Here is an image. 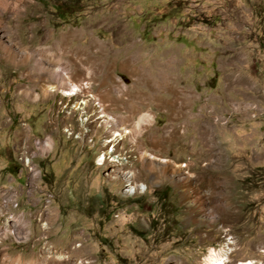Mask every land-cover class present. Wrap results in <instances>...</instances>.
Listing matches in <instances>:
<instances>
[{"label":"rangeland","instance_id":"obj_1","mask_svg":"<svg viewBox=\"0 0 264 264\" xmlns=\"http://www.w3.org/2000/svg\"><path fill=\"white\" fill-rule=\"evenodd\" d=\"M192 1L22 0L16 12L0 10V264H203L225 244L223 264H264V0ZM164 11L161 22L179 26L195 13L224 14L209 23L235 27L239 41L225 55L244 57L227 68L237 93L222 94L214 64L200 63L221 47L216 38L207 49L173 41L189 84L211 74L217 95L182 96L171 122L168 107L151 101L140 109L155 123L131 131L125 106L104 110L109 121L95 114L97 95L62 93V67L84 42L54 50L62 35L109 25L97 34L133 40L141 58L153 43L155 55L161 47L141 28ZM116 76L114 93L125 99L131 82ZM110 129L127 133L112 138Z\"/></svg>","mask_w":264,"mask_h":264},{"label":"crops","instance_id":"obj_2","mask_svg":"<svg viewBox=\"0 0 264 264\" xmlns=\"http://www.w3.org/2000/svg\"><path fill=\"white\" fill-rule=\"evenodd\" d=\"M189 1L194 3L192 0ZM166 15H168V12L165 11L158 14L156 22L141 28L144 33H147L148 38L154 40L156 45L161 47V51L157 49L155 55L152 53L154 47L156 48L153 43L150 44L146 56L141 58L133 40L130 43H120L116 33L110 34L108 38L97 34V32L104 31L108 33L113 30V27L109 25L106 26L105 30L98 28L92 31L93 33L82 31L81 34H74L68 32L61 37V47L58 44L53 45L54 50H64L67 49L64 42L77 39L76 37L79 40H84L83 45L78 49V57L71 60V64L67 65V70L62 67L63 72L67 74H65L66 81L78 84L81 88L80 92L87 91L92 93L93 96L99 95L103 103L102 108L109 110L110 114H113L118 106H125V124L131 131L148 129L155 123L158 115L155 116L149 109L146 113L150 112L151 114L143 113V109H140L144 108V106L149 108V103L153 102L154 104H152H156V106H167L170 115H163V117H168L167 121L171 122V119L176 117L174 109L180 108V105H182L180 101L182 96L184 98L187 95L189 99H205L213 98L214 95H217L213 94V92L211 93L215 89V82H211V74H202L198 78L197 74H195L196 79L192 84H189L190 77L193 74L191 75V72L184 68L182 59L175 54L176 49L173 41L184 39L200 48L207 49L208 47L210 48L209 44L213 42V38H216L221 47L211 50L209 58L200 60V63L209 62L214 64V71L220 74L219 81L222 82L223 86V90H220L222 94L226 93L228 96V90L232 93H237L236 89L239 85V79L238 77L235 78L236 73L233 72L231 74L234 77H229L227 68L232 67L235 64L234 61L242 63L244 57L241 54H235L234 57H228L225 54L229 50L230 44H233L232 42L239 41V37L236 34L235 27L233 29L226 28L225 32H223L222 28L209 23L213 16L224 17V14L214 11L195 13L196 16L190 17L189 23L183 26H179V23L175 24V21H170V25H165L166 23L163 21L162 23L161 20ZM232 24L234 26V23L228 25ZM227 31L233 32L231 35L233 40H221L224 36H230V34L227 35ZM168 33L174 36L170 38V41H162L161 37ZM121 52H124L126 59L117 64V55ZM117 73L124 75L131 82V90L126 91L128 95L125 99L116 96L114 93L117 90L115 83ZM65 86L66 82H61V84L59 82L57 87ZM160 100L169 101L161 103ZM99 105L100 102L95 103V107L99 108ZM158 113L160 112L158 111ZM145 115H150L152 121L150 120L146 125H144V122L137 124L138 119ZM168 128L171 131V127L169 126ZM163 131L161 136L165 137Z\"/></svg>","mask_w":264,"mask_h":264},{"label":"bare ground","instance_id":"obj_3","mask_svg":"<svg viewBox=\"0 0 264 264\" xmlns=\"http://www.w3.org/2000/svg\"><path fill=\"white\" fill-rule=\"evenodd\" d=\"M20 2L22 3V0H0V10H1L2 13L7 12L9 10L12 13L13 12H16V10L19 8ZM2 25H3V22L0 19V29L2 28ZM6 33L9 34V31H7ZM2 36H5L6 37V35L3 34V35H0V38ZM5 53L8 54V55H10L11 57H13L12 54H11V48L6 49L5 50ZM39 54H40V56L43 57L47 53L46 52H44V53L41 52ZM67 85H68V89H66V90L62 89V93H64V95L68 96L69 98L71 96L76 95L79 92V90L81 89L79 85H77L75 83H71L68 80H67ZM94 98H95L96 102L97 101L98 102L101 101L99 95L95 96ZM101 103H102V101H101ZM102 106L103 105L101 104V107ZM95 114L99 115L101 118H107V119H109V121L110 120L111 121H115L114 118L110 114H108L107 112H105L103 108H101L100 111H97V112L95 111ZM150 120H151V116L150 115L149 116H142V117L139 118V120H138L137 123H143L145 121H150ZM169 131H170V129H167L165 131V135L166 136L168 135ZM122 133L125 134L127 132L124 131ZM122 133H117V132L111 131V129H110V132H109V134H110V136L112 138H118V137H120V136L123 135ZM107 143H110V142H108L107 140H104L102 142V145H105ZM109 148H113V146L112 147L110 146ZM111 152H112V149H108L107 150V153L108 154L111 153ZM102 162H103V164L105 163L103 154L98 158V165H103ZM140 188L141 189H144V186L141 185ZM227 254H228V247H227L226 244L223 247H220L219 249L210 248L209 251H208V254L203 259V264H223L224 263V260L226 259ZM241 264H252V263L250 261H248V262L241 263Z\"/></svg>","mask_w":264,"mask_h":264}]
</instances>
